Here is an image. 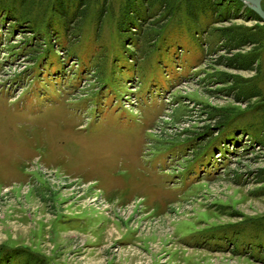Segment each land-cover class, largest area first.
<instances>
[{"label":"rangeland","instance_id":"rangeland-1","mask_svg":"<svg viewBox=\"0 0 264 264\" xmlns=\"http://www.w3.org/2000/svg\"><path fill=\"white\" fill-rule=\"evenodd\" d=\"M12 248L264 264V22L230 0H0V264L33 263Z\"/></svg>","mask_w":264,"mask_h":264},{"label":"trees","instance_id":"trees-1","mask_svg":"<svg viewBox=\"0 0 264 264\" xmlns=\"http://www.w3.org/2000/svg\"><path fill=\"white\" fill-rule=\"evenodd\" d=\"M237 1V0H236ZM237 2H239V1H237ZM240 3V2H239ZM248 10V12L249 13H251L253 16H254V19L255 20H258V21H260V19L258 18V16L254 13V12H252L251 10H249V9H247ZM235 30H232V32L231 33H224V36H226L225 38H226V40L228 41V42H236V45H240L241 43H243V42H246V41H249L248 39L250 38L249 37V35H247L246 33H244V32H240V31H238V30H236L235 32H234ZM231 46V45H230ZM233 47H237V46H235V45H232V47H230V48H233ZM242 60H246V61H248V62H250V60H251V57L249 56V55H238V54H235V55H233V56H231V57H229L228 59H227V62L229 63V64H232L233 63V66L235 67V68H241V67H243L244 65H242L241 63H240V61H242ZM6 253V254H5ZM1 254V253H0ZM2 255L4 256V258H6V257H10V256H8V255H13L14 257H19V256H22V257H25V259H32V262L34 263V264H37V262L34 260V258L28 253V252H25V251H22V250H20V249H17V248H12V249H9V250H7L6 252L4 251V252H2ZM7 255V256H6ZM0 257H2L1 255H0ZM32 263V264H33Z\"/></svg>","mask_w":264,"mask_h":264},{"label":"water","instance_id":"water-1","mask_svg":"<svg viewBox=\"0 0 264 264\" xmlns=\"http://www.w3.org/2000/svg\"><path fill=\"white\" fill-rule=\"evenodd\" d=\"M249 10L254 12L260 21L264 22V10L261 8L260 1L261 0H238Z\"/></svg>","mask_w":264,"mask_h":264},{"label":"flooded vegetation","instance_id":"flooded-vegetation-1","mask_svg":"<svg viewBox=\"0 0 264 264\" xmlns=\"http://www.w3.org/2000/svg\"><path fill=\"white\" fill-rule=\"evenodd\" d=\"M230 1H232V3H234V6H238V5L240 4V6H241L242 8L248 9V8L245 7L241 2L239 3V2H237L236 0H230ZM260 5H261V3H260ZM261 8L264 10V8L262 7V5H261Z\"/></svg>","mask_w":264,"mask_h":264}]
</instances>
